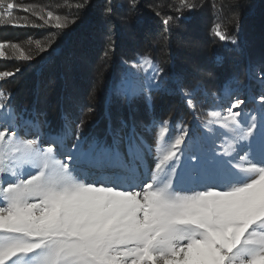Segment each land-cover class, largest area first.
Here are the masks:
<instances>
[{
  "label": "snow or ice",
  "instance_id": "6c2138e0",
  "mask_svg": "<svg viewBox=\"0 0 264 264\" xmlns=\"http://www.w3.org/2000/svg\"><path fill=\"white\" fill-rule=\"evenodd\" d=\"M179 7L196 6L179 0ZM17 10L42 23L15 16ZM75 22L18 0H0V26L65 29ZM171 22L172 17L162 21ZM215 36L239 44L219 25ZM6 47L11 58L33 59L18 43L5 42L0 57ZM142 65L151 69L145 70L146 79L139 75ZM132 67L136 82L125 78L118 95L150 103L152 92L170 90L164 70L148 58ZM20 72L19 67L0 71V79ZM261 77L264 83V73ZM176 89L192 112L193 126L166 137L173 125L171 118L163 119L153 125L151 142L127 121L110 126L103 139L89 140L77 130L71 147L59 134L22 139V131L11 126L15 117L5 121L0 264H264V94L257 97L258 112L248 115L245 100L235 97L226 111L209 109L201 128L194 103L199 86L185 88L178 79ZM226 94L233 96L230 89ZM13 107L10 94L7 106L0 102V109ZM161 138L163 143H156ZM146 158L150 163L142 171Z\"/></svg>",
  "mask_w": 264,
  "mask_h": 264
},
{
  "label": "trees",
  "instance_id": "16d2710c",
  "mask_svg": "<svg viewBox=\"0 0 264 264\" xmlns=\"http://www.w3.org/2000/svg\"><path fill=\"white\" fill-rule=\"evenodd\" d=\"M18 2L76 21L65 29L0 26V42L18 43L33 56L22 62L5 48L0 71L19 67L21 72L0 81L4 104L10 94L12 110L27 121L40 118L48 137L65 135L66 118L89 140L103 139L122 121L148 128L171 118L174 125L191 127L192 112L176 89L178 79L185 88L199 86L194 97L198 119L216 106L225 88H234L248 110L253 107L249 95L259 93L255 78L264 73V0H188L193 10L180 8L179 0ZM14 15L36 20L20 10ZM168 17L172 22L165 26ZM216 25L239 44L219 40ZM37 41L47 51H40ZM144 58L163 69V79L170 82L168 92H152L150 103L117 94L137 70L132 65Z\"/></svg>",
  "mask_w": 264,
  "mask_h": 264
},
{
  "label": "rangeland",
  "instance_id": "374dc122",
  "mask_svg": "<svg viewBox=\"0 0 264 264\" xmlns=\"http://www.w3.org/2000/svg\"><path fill=\"white\" fill-rule=\"evenodd\" d=\"M150 71V68L148 65H142L139 69V75L141 77H143L144 79L147 78V72L145 71ZM137 70L135 72L130 73V82L132 84H135L136 82V77L133 75V73H136ZM3 79H0V81ZM261 77L259 75H257V77L255 78V82L257 84V86L259 87L258 89V95H255L253 93V91L251 92V94L249 95V102L252 104V108L251 109H247L246 105H242V108L244 109L245 113H247L248 115L254 114L256 112H258L261 108L260 103L257 100V97L261 94H264V84L260 83ZM231 90L233 92V96H228L226 93L228 90ZM234 88H225L224 90V94L217 100L216 106H214L213 108H217L220 109L222 106H224L223 110L226 111V106L230 103V101L235 98V97H239L241 99H243L241 97V95H237V93L234 92ZM4 96L0 97V102L4 103ZM0 112L3 113V116L0 117V127L3 126H8L5 121H7L10 117H15V119H13L11 121V126L16 127L18 131H22L23 135H22V139H27V138H32L33 136L36 137H43L45 139L48 138V136H46L45 133V127L43 122L41 121L40 118H37L35 121H27L22 119L14 110H8L6 109H0ZM207 111H205L206 117L204 119H196V125L198 127H203V122L207 119H209V117L207 116ZM154 124H159L158 123H154ZM153 124V125H154ZM193 124V123H192ZM153 125L148 127V128H144V127H137L138 132H144L145 136H146V142H151L155 139L156 137V133H153ZM173 125V129L170 130L169 133H166V137L168 135H176L178 134V128L180 127L179 125ZM193 126V125H192ZM191 126V127H192ZM65 127H66V133L64 135V144L66 147H71L76 140V137L74 135L75 133V124L69 119L66 118L65 120ZM216 129L223 131L222 129H219L218 125L214 126ZM206 130V129H205ZM157 133H158V129H157ZM163 139L161 138L159 140L156 141V143H163ZM153 148L155 149V144H153ZM150 163V160L148 158L145 159L144 164L141 166V170H146L148 165Z\"/></svg>",
  "mask_w": 264,
  "mask_h": 264
}]
</instances>
